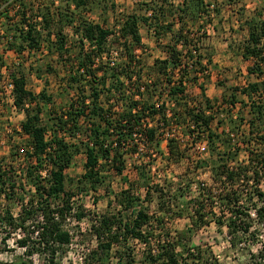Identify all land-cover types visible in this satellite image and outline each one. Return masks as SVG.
<instances>
[{
    "label": "trees",
    "instance_id": "1",
    "mask_svg": "<svg viewBox=\"0 0 264 264\" xmlns=\"http://www.w3.org/2000/svg\"><path fill=\"white\" fill-rule=\"evenodd\" d=\"M88 2L64 0L63 5L55 7V2L47 4L45 0H32L31 4L26 0H0V11L4 8L0 15L3 13L6 23L12 22L9 30L0 35L5 39V50L20 55L24 51L41 50L45 45L60 58L65 54L74 57L70 64H64L65 81L73 95L60 112L49 114L46 122L41 120L40 104L51 101V96L44 90L37 94L28 90L24 74L9 70L13 104L25 114L21 128L31 147L26 152L28 162L23 174L34 186L36 197V200H20L18 219L8 208L0 212V226L9 227L0 230L9 229L6 235L11 230L22 231L16 244L24 248L26 258H17L10 264H32L28 258L36 252L43 255L44 264H55L56 253L70 241L63 222L71 210L70 199L75 191L65 187V170L81 149L85 162L77 184L79 190L97 189L108 172L127 184L115 194L120 210L90 218L89 228L97 239L96 248L90 251L93 261L105 264L112 247L121 244L128 249L129 239L146 247L143 260L149 264H179V260L200 259V254L194 255L188 250L186 255L178 254L173 243H162L165 219L170 222L185 214L190 221L186 225L188 229L213 221L219 227L225 226L227 233L239 241V234L247 232L252 225L250 210L264 222V191L258 188L264 158L257 152V147H264V4L262 13L258 10L243 20L246 35L238 53L249 62L248 80L243 86L227 88L230 93L224 92L220 99H211L203 86L198 96L186 93L184 76L188 68L196 65L184 60L191 58L192 52L187 49L190 45L187 38L192 32L186 23L193 21L197 24L194 34L202 31L198 38L206 37V26L220 14L217 3L183 0L174 6L160 0L140 4L146 12L122 14L114 30L83 15L80 9H85ZM176 21L179 27L174 30ZM142 26L153 30L158 43L168 34L171 36V42L164 45L166 57L156 58L147 66L136 53L145 49L140 33ZM66 28L72 30L78 44L72 55L74 42H70ZM114 44L119 52L113 61ZM180 44L187 52L185 56ZM175 70L180 74L177 78H173ZM237 104L240 108L234 113ZM174 126L182 129L186 143L183 140L180 143L171 134ZM48 131H51L50 139L46 138ZM163 140H166L167 160L174 162L184 157L181 146L195 148L205 141L209 157L197 160L195 170L203 164L208 166L210 184L184 175L180 176L183 183L173 193L165 192L162 183H154L153 174L144 163L133 165L135 177L130 180L126 175L128 156L137 154L141 147L154 148L160 153ZM242 150L248 156L245 164L239 161ZM43 161L51 165L47 186L40 184L37 173ZM242 179L251 184V190L248 191V183L242 184ZM9 181L11 173L7 175L5 170H0V192L6 184L10 190L14 188ZM142 188L143 200L147 202L151 201V191L159 193L157 204L162 213H152L148 206L139 204L142 200L138 190ZM165 214L168 215L165 217ZM84 216L83 211L76 214L78 220ZM151 228L160 230L155 239L149 231ZM6 235L0 238L3 246L7 245ZM152 240L157 243L155 250ZM261 245L257 255L250 254L253 258L264 257V242ZM120 252L121 249L115 251L116 257L122 259ZM124 254L128 263L134 261L130 252Z\"/></svg>",
    "mask_w": 264,
    "mask_h": 264
},
{
    "label": "rangeland",
    "instance_id": "2",
    "mask_svg": "<svg viewBox=\"0 0 264 264\" xmlns=\"http://www.w3.org/2000/svg\"><path fill=\"white\" fill-rule=\"evenodd\" d=\"M26 1L30 2V4L32 2V0ZM159 1L102 0L101 3H98L97 0H89L85 9H80V11L89 21L99 23L108 28H114L115 30L118 25L117 21L122 14L131 12L144 14L146 10L140 4H153ZM45 2L47 4L55 2L54 5L56 7L60 6V4L63 5L64 0H45ZM240 4L242 6L243 2L240 1ZM55 7L52 6L51 9L54 10ZM3 10L4 8L1 7V11ZM9 11L10 13L12 12L10 9ZM2 16H4L3 13L0 15V35L7 32L12 26V22L6 23ZM186 24V28L192 32L187 38L190 44L187 49L192 50V52L190 53L191 58H185L184 60H191L190 62L196 64L194 67L188 68L184 76L186 93L191 97L198 96L201 91L200 86H203L209 98L220 99L224 92L225 94L230 93L228 91L229 88L243 86L248 80L246 67L249 65V62L245 61L238 53L243 36L241 30L236 27V24L233 23L232 26L231 24H227V22L223 23V25L219 23L215 25L209 24L205 29L207 32L206 37L202 39L198 38L201 36L202 31L194 34L197 24H194L191 20H187ZM178 27L179 24L176 21L174 30H177ZM65 32L69 34L70 42H74L72 43L73 48L71 47L70 51V55H72L76 52L78 46L76 37L70 28H66ZM140 33L145 49L143 51L137 50L136 53L143 64L147 66L156 58L163 59L166 57L164 45L171 42L170 34L163 37L162 40H159L160 43H158L152 29L142 26ZM4 40L0 38V170H5L7 175L11 173V181L9 182H13L14 188L10 190L9 185L6 184L4 190L0 192V212L8 208L15 218L18 219L20 200L27 201L30 198L36 200V197L34 186L30 183L28 177L23 174L28 162L26 152L29 151L30 146L27 144L26 135L21 128L25 114L22 110L15 108L12 95L6 89V80L11 79L9 70H20L24 74L28 90L36 94L44 90L47 95L51 96V101L40 104L42 110L40 113L41 120L42 122H46L49 114H52L54 111L60 112L73 95L72 89L68 87L65 81L67 70L64 64H70L69 61L73 60L74 57L73 55L68 56L65 54L60 58L55 52L48 51L45 45H43L44 43H42L43 47L41 50L32 51L31 53L24 51L18 55L14 51L4 49ZM194 47L196 48L195 52L193 51ZM179 48L182 50V56H185L187 52H185L181 44ZM111 50H113L111 56L114 61V56L119 52V48L115 46ZM197 60L200 61L199 64L196 63ZM178 73L179 71L175 70L173 78H177L180 75ZM249 78V80L254 79L253 77ZM239 108L240 105L237 104L234 113ZM223 127L226 128V123ZM170 130L171 134L180 143H182V140L186 143L182 129L174 126ZM50 137L51 131H48L46 138L50 139ZM74 141L76 140L74 139ZM20 148H23V152L20 151ZM159 149L160 153H157L154 148L147 150L141 147L137 154L128 156L126 175L130 180H133L135 177L133 165L144 163L147 165L146 168H149L153 174L154 183H162L166 188L165 192L170 191L173 193L174 189H177L179 184L183 183L180 176L184 175H188L187 178L191 177L194 180L199 179L207 185L210 184L208 166L203 164L195 170L197 160H207L209 157V150L205 141L199 142L195 148L190 145L181 146L184 157L178 162L167 160L166 140L161 142ZM257 149V152H260L264 158V147H257ZM247 159V153L242 150L239 161L241 160V163L245 164ZM84 162L85 154L83 153V149H81L73 158L70 166L65 170V187L67 190L75 191V195L70 199L71 210L63 222V228L70 232L71 239L68 243L62 245V248L56 253L55 264H100L99 261H93L92 257H90V251L95 249L97 244V239L89 228L91 223L90 218L121 209L119 200L115 194L119 192L120 188L126 187L127 184L119 176L108 172L105 173L106 177L97 189H90L88 191L78 189V180L84 172ZM50 168V163L43 161L37 171L40 184L44 186H47L50 178L48 171ZM260 172L261 178L258 188L264 191V171L261 169ZM240 181L242 184L248 183V191L251 190V184L246 179ZM168 183L172 184L168 186ZM195 187L196 184H193L192 188ZM138 192L141 193L140 200H142L139 204L148 206L152 213L160 212L157 204L158 192L151 191L149 195L151 201L149 202L143 200V196L145 197L143 188L142 190H138ZM257 204L262 205L258 200ZM80 211H83L85 216L78 220L76 214ZM129 213L130 211L127 212V214ZM167 215L165 214V217ZM251 218L252 228L250 231L248 230L244 233L242 231L239 234V241H236L237 238L234 239L227 233L225 226L219 227L213 221L210 224L190 230L186 227V225H190L186 214L184 217H176L170 222L165 219L166 228H164L165 231L162 233V243H173L178 254L186 255L187 250L194 255L200 254V259L189 258L187 261L179 260V264H254L255 261L259 262V264H264V257L253 258L250 255L252 253L257 255L262 246L261 243L264 240V222H260L257 216ZM0 228L9 227L3 225ZM6 230L8 232L9 229ZM149 231L153 239H155L154 237H157L160 230L159 228H151ZM252 231L256 233L251 234ZM7 232L0 230V238L5 236ZM165 234H167L168 241L164 238ZM21 236V230H11L6 235L7 245L3 246L0 243V264H10L17 258H26L23 253L24 248L16 244V240ZM120 245L112 247L107 260L104 261L105 264H149L143 260L146 247L141 242L129 239L126 244L128 249L122 248L123 245L119 247ZM156 245V242L151 243V246H154V250ZM119 249H121L120 254L123 255L122 259L116 257L117 253L115 251ZM124 252H130L134 261L128 263L126 260L127 254H124ZM28 259H30L32 264H44L45 262L43 255L37 252Z\"/></svg>",
    "mask_w": 264,
    "mask_h": 264
},
{
    "label": "crops",
    "instance_id": "3",
    "mask_svg": "<svg viewBox=\"0 0 264 264\" xmlns=\"http://www.w3.org/2000/svg\"><path fill=\"white\" fill-rule=\"evenodd\" d=\"M172 3L174 6L183 0H167ZM240 1L243 2L242 6ZM205 3L215 2L218 4L220 9V14L218 17L212 19V24L219 23L223 25V23L227 22V24H231V26L236 24V27L241 30L242 36L246 35V27L243 25V20H246L248 17L253 16L256 11L262 10L264 2L262 0H238L236 3L230 0H204ZM247 2V3H246ZM211 6V5H210ZM250 7V8H249ZM259 12V11H258ZM264 18V13L262 14Z\"/></svg>",
    "mask_w": 264,
    "mask_h": 264
},
{
    "label": "built area",
    "instance_id": "4",
    "mask_svg": "<svg viewBox=\"0 0 264 264\" xmlns=\"http://www.w3.org/2000/svg\"><path fill=\"white\" fill-rule=\"evenodd\" d=\"M6 89L8 90V92L9 93H11V90H12V88H13V84H12V81H11V79L10 80H6ZM29 150H31V147H29ZM20 151H22L23 152V148H20ZM49 171V170H48ZM250 215H251V217H254V216H256V213H255V211L254 210H250ZM252 228V226L249 228V231H250V229ZM70 233V232H69ZM263 242H264V240H263ZM262 244V243H261Z\"/></svg>",
    "mask_w": 264,
    "mask_h": 264
}]
</instances>
